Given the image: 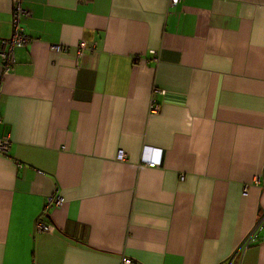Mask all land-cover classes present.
I'll return each mask as SVG.
<instances>
[{"label": "crops", "instance_id": "0c3cea01", "mask_svg": "<svg viewBox=\"0 0 264 264\" xmlns=\"http://www.w3.org/2000/svg\"><path fill=\"white\" fill-rule=\"evenodd\" d=\"M22 7L32 39L0 64V264H264V226L239 248L264 211V0Z\"/></svg>", "mask_w": 264, "mask_h": 264}, {"label": "built area", "instance_id": "2783aa9c", "mask_svg": "<svg viewBox=\"0 0 264 264\" xmlns=\"http://www.w3.org/2000/svg\"><path fill=\"white\" fill-rule=\"evenodd\" d=\"M172 5H176L179 0H170ZM12 4V11H11V35L7 39H3L1 41V49H0V64L2 73H6L9 68L14 64L15 62V53L14 49L19 46L26 45L31 41V36L28 35L22 25L21 20L23 18H26L29 16V12L22 7V0H11ZM86 45V42L82 41L78 45V51L77 55H82L81 48H83ZM50 50L54 52L59 51H67L68 47L67 45H59V44H51L49 45ZM158 111V105L154 104L152 101L150 103L149 112L152 114H156ZM10 147V139L9 136L6 135L2 138H0V154H6ZM116 159L118 160H124L125 159V153L123 150H118L116 153ZM244 193L246 192V189L244 188ZM50 204L54 206H60L62 204V199L59 196H54L49 199ZM264 226V211L261 212L252 229L248 232V234L243 238L240 247L243 250H246L249 246L255 244L258 242L259 237L258 234L260 233V230ZM37 228L42 231H52L53 228L50 225H46L42 222H40L37 225ZM122 264H135L132 262V260L126 256L121 258Z\"/></svg>", "mask_w": 264, "mask_h": 264}]
</instances>
